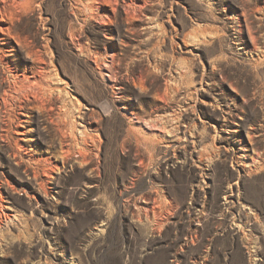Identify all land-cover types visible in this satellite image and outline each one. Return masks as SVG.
<instances>
[{
    "label": "rangeland",
    "instance_id": "1",
    "mask_svg": "<svg viewBox=\"0 0 264 264\" xmlns=\"http://www.w3.org/2000/svg\"><path fill=\"white\" fill-rule=\"evenodd\" d=\"M74 4L16 18L52 85L24 117L48 172L0 143V264H264V0Z\"/></svg>",
    "mask_w": 264,
    "mask_h": 264
},
{
    "label": "bare ground",
    "instance_id": "2",
    "mask_svg": "<svg viewBox=\"0 0 264 264\" xmlns=\"http://www.w3.org/2000/svg\"><path fill=\"white\" fill-rule=\"evenodd\" d=\"M74 3L76 10L73 15L78 17L77 14L81 11L80 0H74ZM38 6L39 0H0V143L2 147L5 146L7 156L12 161L18 165L25 164V173L31 183L43 185L48 170L44 168L42 172L41 168L33 166L32 162H42L48 158L37 157L26 146L27 127L24 117L25 110L28 108L41 113L42 107L47 105V103L44 104V100L48 99L47 94L52 90V85L48 79L47 61L43 51L36 49L30 41L32 38L29 39L26 34H22L15 27L17 15L21 10L35 11L39 9ZM245 6L247 10L239 14L238 18L242 29L249 35V42L244 39V33L241 37H243L244 47L255 49L259 45L258 35L253 26L254 13L257 10L248 4ZM123 9L129 13L130 9H127L126 3H123ZM72 38L74 43L79 42L77 34ZM18 50L23 52L28 60L24 66L13 58L14 52ZM73 141L76 144L79 141L76 135L73 136ZM8 183V175L0 166V195L2 187Z\"/></svg>",
    "mask_w": 264,
    "mask_h": 264
}]
</instances>
